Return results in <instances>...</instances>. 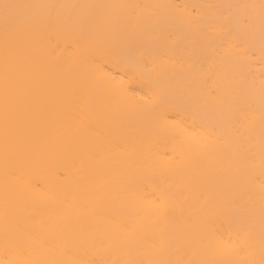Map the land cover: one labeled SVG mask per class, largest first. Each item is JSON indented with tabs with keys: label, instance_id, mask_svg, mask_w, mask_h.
I'll return each mask as SVG.
<instances>
[{
	"label": "bare ground",
	"instance_id": "obj_1",
	"mask_svg": "<svg viewBox=\"0 0 264 264\" xmlns=\"http://www.w3.org/2000/svg\"><path fill=\"white\" fill-rule=\"evenodd\" d=\"M0 264H264V0H0Z\"/></svg>",
	"mask_w": 264,
	"mask_h": 264
}]
</instances>
